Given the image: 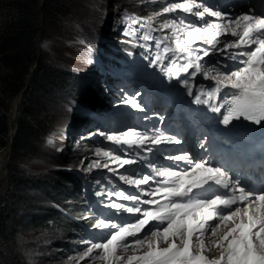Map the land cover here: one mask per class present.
<instances>
[{
    "label": "snow or ice",
    "instance_id": "6c2138e0",
    "mask_svg": "<svg viewBox=\"0 0 264 264\" xmlns=\"http://www.w3.org/2000/svg\"><path fill=\"white\" fill-rule=\"evenodd\" d=\"M178 11L203 20L205 15L219 18L221 23H207L197 26L186 22L185 18L165 20L158 29H151L142 35L144 41H155L158 51L152 64L163 59H184L183 64L177 63L173 67L164 69L167 73L179 76L188 73L195 76L202 73L205 79L215 81L211 90L201 88L195 95L196 104H205L211 111L220 113L222 123L230 124L233 120L251 121L255 124L264 122V16L243 14L234 19L225 21L220 12L203 7L196 0H182V2L167 3L156 16L174 14ZM123 19L137 23L134 16L124 13ZM151 19V18H150ZM140 27H145L144 23ZM171 30L172 35L153 37L151 31ZM221 37H235V39L221 40ZM171 39L174 47L165 44ZM197 42H203L209 48L195 47ZM83 43V42H81ZM217 45H222L219 49ZM226 54V59L240 65L232 70V65L225 64V70L212 63L205 69L201 61L210 54ZM202 53V54H201ZM169 54H171L169 56ZM91 63V61H89ZM214 73V74H213ZM182 83L192 94L189 80ZM222 89H230L225 93V99L220 104L210 103L217 98ZM230 98H227L229 97ZM202 97H206L203 98ZM136 108L140 105L134 99L126 101ZM104 135V133H101ZM108 141L117 146H127L129 149L143 148L150 142L159 146L162 143H180L173 136L162 132L149 136L135 129H128L119 134L107 135ZM151 152V148L145 149ZM98 156L111 160L119 168L137 163L136 159H126L114 155L111 151H97ZM177 165L185 162L189 168L174 170L172 167L157 168L149 164L153 175H120V180L128 185L135 186L140 194H128L124 191L109 192L108 196H117L126 201H132V206L111 202L108 207L117 213L126 212L136 216L134 222L117 223L112 219H101L93 225L94 228L109 230L106 239L102 242H89L88 247L78 258L79 261H88L91 258L100 259L104 264H264V191L256 193L245 186L240 180L233 179L232 175L222 167L213 166L208 161L193 163L185 155L167 157ZM109 168L108 163L101 164L100 160L93 161L87 171L93 168ZM116 172L117 169L109 168ZM154 182L157 186L147 190L142 185ZM213 185L226 190L224 194H213L208 198H196L194 189L207 191ZM207 186V187H206ZM101 195V193H97ZM150 196L151 199H142ZM159 197V198H157ZM179 198V199H176ZM153 205L152 208L142 209L139 205ZM155 222V223H153ZM147 232L141 237L139 234ZM209 238V247L205 237ZM131 238V239H129ZM161 239L168 243L167 247L159 246ZM179 240V243H177ZM171 241V242H169ZM146 246L147 251L141 255H132L127 258L119 255L122 251L139 249ZM194 247L197 249L194 251ZM219 249V256L210 259L206 252Z\"/></svg>",
    "mask_w": 264,
    "mask_h": 264
},
{
    "label": "rangeland",
    "instance_id": "374dc122",
    "mask_svg": "<svg viewBox=\"0 0 264 264\" xmlns=\"http://www.w3.org/2000/svg\"><path fill=\"white\" fill-rule=\"evenodd\" d=\"M26 0H17V4L21 2H25ZM60 6L63 8H66L69 10V13L72 14L75 18H81L79 22L76 23V27L78 29L86 28L89 30L90 36L86 39L89 44H91L92 47L95 48L97 51H101L102 45L100 44L103 41V38L101 40L99 37H97V34H94V32L102 31L104 28L109 29L110 25H108L104 20H102L99 16L95 17L94 21L92 22L89 17L90 16H96L95 8L98 5V2L105 4L107 2H110L111 0H59ZM117 1L118 5L120 7H125L129 11H135L137 7L144 4L145 6H148L147 8H150L151 5H157L160 3H163L164 0H115ZM202 5H207L211 3L212 0H199ZM171 2H182V0H168V2L164 3V6H166L167 3ZM17 4H12V6H2L0 5V37H4L6 35H13L16 31L20 30L23 26H28L29 22L27 23V17L26 13L29 12V7L26 5L25 7H17ZM15 5V6H13ZM111 5V4H110ZM108 6V9L106 10V13L103 15V12L101 11L100 15L104 16L106 20H108V17H113V29L116 26H120L119 31H122L123 29H126L128 27L131 31H133L134 35H142L147 32L146 28L140 27L141 23H132L131 21H125L122 16L119 18L116 13L117 10L112 8L111 6ZM101 7V6H100ZM14 10L13 13L18 15V18L15 17L14 21H9L7 19V9ZM82 8V9H81ZM25 12V13H24ZM24 13V17H23ZM156 13L151 14L152 18H157L158 16L155 15ZM181 18H185V14H180ZM59 19V18H58ZM12 20V17H11ZM9 21V22H8ZM162 23L164 22L161 20ZM10 23V25H7ZM46 24V22H45ZM44 24V25H45ZM111 24V22H110ZM161 24V23H160ZM159 24V25H160ZM39 26L38 24L34 23V26L38 29L37 33L35 34V40L36 44L39 47L40 50L44 51V54H46L45 59L48 61L55 60L52 57V53L56 55L58 58H63V63H67L68 66L71 68L77 70V73L84 74V75H92L91 68L94 69V62L96 59V54L93 56L91 63L85 62L80 60L81 58L86 57L88 54L85 55L81 54L79 49H68L64 44V48H61L59 45L58 40L55 39V36L58 35L60 31H64L61 24H55L50 25L47 24L46 26ZM89 25V26H88ZM158 25V26H159ZM61 27V29H60ZM65 27L66 31H71L72 29V23L66 19L65 21ZM49 28L50 32H52L53 35L52 38L45 37L43 38L42 34L43 31ZM118 30V29H117ZM148 31H150V28H148ZM152 32V31H151ZM165 35H169V32L165 30ZM104 33V32H103ZM153 37H156L159 33L155 31L153 33ZM169 41V40H168ZM112 39L110 42L108 41L107 44L109 46H112L113 42ZM10 42L8 43L7 47L3 44L1 46L2 53L4 52V49L7 48L5 51V55L8 53L15 54V48L11 45L9 46ZM122 46V45H120ZM222 46V45H221ZM218 46V47H221ZM198 48H209L210 46L203 43L202 46H196ZM66 48V49H65ZM109 48V47H108ZM136 50L134 47L129 49V53L132 55H136L137 52L139 53L142 62L145 67V71L147 73V76L152 79V75L155 77V81L157 83H161L165 85L166 89H170L174 84H177L178 81H180L182 78L179 76H182L180 74L178 77L175 75H172L170 73H167L164 71L166 59H163L161 62L152 64L151 61L154 60L156 54L158 51L162 50L157 49L155 42L148 41L147 43L142 42L141 48H139V45H136ZM110 49V48H109ZM76 50V51H74ZM105 50V47H104ZM202 54V53H201ZM92 55V54H91ZM115 55V52H114ZM106 56V55H105ZM222 56V55H221ZM220 56V57H221ZM11 57L9 55L1 57V64H0V98L3 97L5 99V102L3 106L0 103V106L3 107V110H0L1 115L7 116V122L10 124L7 132H6V145L3 147H0V197L3 195L5 190L8 187L9 179L7 177H4L5 171L3 170L4 166L7 165L9 161V153L6 149L7 145L10 142V138L12 137L13 130L15 129L16 125V117L17 115H12L11 122H9L10 114H12V109L9 104V98L10 95V89L12 86V80L10 79V74H12V68H15V62L16 59H10ZM107 58V56H106ZM99 59V57H98ZM108 59V58H107ZM121 62H127L130 59V55H120ZM110 60V59H109ZM219 61L218 67L221 68V70L224 69V65H229L226 61L227 59L221 58V60H218L217 58H208L206 61L201 62L204 64L205 69L210 68L212 66V63H215ZM229 63L232 64V68L234 69L237 67V64H235L233 61L228 60ZM62 65V64H60ZM11 69V71H10ZM151 71V72H150ZM30 72V71H29ZM214 74V73H213ZM97 80V78H95ZM136 88H133V91H129V88L122 86L121 90L118 91L117 94L119 97L116 99L120 102V106L125 108L127 115L120 117L117 121L118 126L115 127L113 130L106 131L103 130L102 125H96L94 124L95 128V134L99 138L96 139L92 147H86L84 144H88V140L94 136L93 132L87 133L84 130H73L72 124L79 125L77 122L79 121L78 117L75 116H66V104L70 103V100L68 97H61V95H58L59 97H55L56 99H48L50 101H45L46 103H42L43 107L38 109V115L35 118L34 121H36L39 124H42L44 128L47 129V132L45 136L40 135L41 138V145L44 151L46 152V156L50 158L49 165L47 166L45 164L46 157L39 154L38 156H30L27 160L24 161V163H20L18 167L20 168L21 172L25 175L27 178V181L30 182L29 186H32V190L29 192L28 199L25 200V206L30 211V213L35 214V206L38 205L40 202H38V197H35L40 192L38 190H35L34 186L37 185L41 188H48L50 186L51 180L56 178V171L60 166H63L62 159L63 156H65V153H73L74 151H77L78 149L85 148L83 155L88 159V162H86V159H82L80 164L76 165L78 168L75 169V171L82 174L83 177H87L89 174H91L94 177V188L95 192L101 193L99 196H103L105 199H109L108 193L112 192L110 189L105 188L104 189V182L108 181L111 184L117 186V192L124 191L128 194H134L135 192V186L128 185L124 181L120 180V175H136V178H139L140 176L145 175L142 169H139L140 165L138 164L140 160H145L149 164L154 163V160L156 157H153L147 153L145 149L147 148H141L140 151H136L135 154L134 151H128L121 147L117 148H110L106 149L99 143L102 142H111L106 139L107 135L111 134H119L121 132L127 131L128 129H135L138 132L141 133H147L149 136H153L156 133L162 132L168 136H173L176 139L180 141V143H169L171 145L176 146V149H178V146L184 145L185 137L182 136L183 128L181 127V124L183 125H192V129H200V131H204V127L197 123L196 120H194L193 117H190L189 120L185 123L183 121L180 122L181 118V112H174L172 109L173 107L168 104L161 96L157 95L153 91H151L146 85H139L138 90H135ZM130 92V94H128ZM132 93V94H131ZM19 96L16 94L14 97ZM18 98H13L14 100L18 101ZM129 99H134L137 104L140 105V108L134 107L132 104L127 103ZM61 103V104H60ZM42 112V113H40ZM62 112V113H61ZM53 113H61L57 117H53L54 119L50 117ZM185 114V113H183ZM14 121V122H13ZM179 121V122H178ZM7 123V124H8ZM15 123V124H14ZM13 128V129H12ZM101 133H104V135H101ZM191 133H195V131H191ZM103 144V143H102ZM147 144H151L148 142ZM162 146V145H161ZM167 146V145H166ZM111 151L114 155H120L123 158L126 159H136L137 163L133 165H125L123 168H119L116 164L112 163L111 160L108 158H105L103 156H98L97 151ZM164 149H162L163 151ZM145 158V159H144ZM95 160H100L101 164L108 163L109 168H115L117 171L114 173L109 170V168H93L91 171H87L86 169L88 166ZM157 168L162 167H168V166H162V164H154ZM75 166V167H76ZM47 167L52 168V171L50 174H47ZM171 167V166H169ZM104 170L107 171L108 174L100 175L99 173H96L97 170ZM43 174V175H42ZM112 175V176H111ZM103 182V183H102ZM23 184V183H22ZM128 185V186H127ZM14 186V185H13ZM17 187V184H15L14 188ZM23 194H28V187L26 188V185H23V188H19ZM86 190V189H85ZM88 190V189H87ZM86 190V197L90 201L89 198V192L87 193ZM43 191V190H42ZM140 191V190H139ZM15 193H17V189L15 190ZM42 193H40L41 195ZM89 194V195H88ZM43 195V194H42ZM98 196V195H97ZM91 197V196H90ZM110 198L112 199V202L115 201L116 203L125 204L127 206H132L133 203H126L125 200L118 198L117 196L113 195ZM92 198H94V194H92ZM105 206L109 204H104ZM142 209L152 208L151 206H143L139 205ZM103 207V206H101ZM108 207V206H107ZM107 213L108 217H99L96 219L95 224L98 223L101 219H112L114 222L117 223H131L134 222L136 218H126L122 217L118 214H115L116 210L108 207H103ZM121 214H126V212H120ZM21 231V230H20ZM17 231V234L15 236V239L12 240L11 244L16 247L19 252L22 253L23 260L27 264H77L78 258L80 255L84 252V250L88 247V244L84 243L85 241L89 242H102L104 239H106L107 232L109 230H101L97 228H92L91 230H88V233L91 234L90 236H83L81 237L82 246L77 251H73L68 256L60 257L57 256L59 260H54L52 257V254L55 252L56 248L53 246L56 242V238H59L61 236V232H57L55 235H49L48 233L44 234V231H37L41 232L39 234L34 235L33 240V232L29 229H23L22 232ZM19 232V235H18ZM147 232V228H145L144 232L140 233L139 235L141 237L144 236V234ZM131 239V238H129ZM32 240V241H31ZM209 238L206 236L205 243L211 247L209 244ZM35 241V242H34ZM171 242V241H169ZM177 243H179V240H177ZM159 246L161 248L167 247L168 243L164 242L162 239L160 241ZM218 249V248H217ZM214 249L211 252H206L205 255H208V257H211V259L216 258V254H219V249ZM147 251V247L144 246L139 249H129L128 251H122L119 253V255L127 258L128 256L132 255H141L143 252ZM217 251V253H215ZM211 253V254H210ZM79 264H104V261L100 259L91 258L88 261H79ZM122 264V262H121Z\"/></svg>",
    "mask_w": 264,
    "mask_h": 264
},
{
    "label": "trees",
    "instance_id": "16d2710c",
    "mask_svg": "<svg viewBox=\"0 0 264 264\" xmlns=\"http://www.w3.org/2000/svg\"><path fill=\"white\" fill-rule=\"evenodd\" d=\"M16 2L17 0H0V5L12 6V4H17ZM32 2L31 0H26L25 2L18 3L17 7L22 8ZM44 2L46 11H48L46 25H55L57 23L56 20L60 19L62 14L70 21L66 8L60 6L61 2L59 0H44ZM166 2L167 0H164L163 3L151 5L150 8L142 4L135 11H129L125 7H120L115 0H111L105 4L99 1L95 8L96 16H90L89 19L93 22L97 16L102 18L100 15L101 11L104 14L110 4L112 8H116L123 13L127 12L141 17H149L151 14L161 11ZM28 10L30 13L27 12L25 15L30 27L23 26L13 35L0 37V64L1 57L7 56L4 54L7 48L2 53L3 49L1 46L4 44L7 47L10 42V45L15 48V54L10 56V59H16L15 68H12L13 73L10 75V79L12 80L10 94H17L27 84V89L23 93V98L17 107V129L11 144L9 161L3 168L5 171L4 177L9 179V184L0 197V264H27L23 260L22 253L11 244L12 240L15 239L17 231L21 230V233L23 229H29L34 233L32 240L34 235L41 233L37 231L43 230L44 234L48 233L49 235L61 232L59 233L61 236L56 238V242L53 245L56 250L52 254V257L54 260H59L58 255L60 257L68 256L73 251L81 248L83 243L80 240L81 233H86V227L92 228L95 225L97 216L102 213V210L87 202L84 194L85 180L76 174L67 172V169L78 168L76 165L80 164L83 158L88 162V159L82 152H84L86 147H92L95 143L91 139L88 140V144H84L85 148L78 149L73 153H65L66 155L62 159L63 166L57 169L56 178L51 180L52 184L48 188L34 186L35 190L43 194L40 195L39 193L35 196L38 197V202H40L35 206L36 213H30L25 206V200L28 199L32 186H29L30 182L27 181L18 165L24 163L30 156L41 154L48 159L45 162L47 166H54L49 165L50 158L46 156V152L41 145L42 140L40 135L45 136L47 129L42 124L34 121L41 104L46 103L45 101H50L48 99L52 101L56 99L55 97L61 95V97H68V99H73L82 105L94 107L98 110L104 107L100 96L101 86L98 79L95 80L96 76L93 75L92 77L91 75L77 73V70L68 66L67 63H63V58H58L53 53L52 58L55 60L51 62L45 59L46 54L39 49L35 40V31L38 30L34 26L36 12L32 7ZM10 11L11 8L7 9L8 14ZM8 14L6 17H8ZM104 21L109 24L106 19ZM153 26L158 28L157 23ZM84 30L83 36L87 39L90 33L88 29L84 28ZM103 32L113 35L114 39L122 36L120 33L117 34L115 31H109L107 28L94 33L97 34L96 36L100 40L101 38L104 40L105 36H100ZM122 34V38L127 41L124 44L127 46L135 44L129 29L124 30ZM53 35L49 28H46L42 34L43 38H52ZM100 44L102 45V49L101 51L96 50V53L104 57L105 44L103 41ZM59 45L61 48H64V45L61 43ZM81 53L83 55L87 53V56H91L90 51L86 48L81 49ZM34 63H36V68L28 79L29 71ZM4 102L5 99L1 97L0 103L2 106ZM51 118L52 120L54 119L53 117ZM78 120L77 123L79 125L73 126L75 123L72 124L73 130L77 131L81 129L87 133H94V125L91 121L82 118ZM7 123V116L0 114V147L6 145ZM81 157L82 159L80 160ZM51 171L52 168L47 167V174H50ZM15 184H17L18 188H14ZM23 185H26V188L28 187L27 195L19 191V188L22 189ZM16 189L17 193H15Z\"/></svg>",
    "mask_w": 264,
    "mask_h": 264
},
{
    "label": "bare ground",
    "instance_id": "6f19581e",
    "mask_svg": "<svg viewBox=\"0 0 264 264\" xmlns=\"http://www.w3.org/2000/svg\"><path fill=\"white\" fill-rule=\"evenodd\" d=\"M8 14V13H7ZM61 32H65V31H61ZM61 34H64V33H61ZM79 44H81V43H79ZM234 68V67H233ZM202 83V85H203V89H205L206 91L207 90H211L212 88H214L215 87V81H212V80H210V81H206V80H204V81H202L201 82ZM164 96L168 99V100H170L171 102H172V105H177V103L179 102L178 100H176V99H174L172 96H171V94H170V91H167V93L166 94H164ZM16 98H18L17 96H15ZM14 96H13V98H15ZM203 98H206V97H203ZM202 98V99H203ZM13 100V103H15V105H17L18 104V102H19V98H18V101L17 100H14V99H12V97H11V99H10V101H12ZM10 101H9V104L8 105H10ZM210 103H215V100L214 101H210ZM10 107H11V105H10ZM192 107H193V109L194 110H196V112L199 114V115H201L202 116V118L204 117V116H206V117H212L213 116V111H211V109L208 107V105H205V104H196V103H194L193 105H192ZM11 109H12V112H13V108L11 107ZM67 112V111H66ZM12 115L13 114H10L9 116H10V121L9 122H11V117H12ZM115 115V114H114ZM14 122V121H13ZM15 124V123H14ZM203 124H204V122H203ZM13 129V128H12ZM15 130V129H14ZM183 131H184V133H185V135H187L188 134V131H189V129H188V126H185L184 127V129H183ZM213 131H215V128H214V126H213ZM218 250V249H217ZM215 253H217V251L215 252ZM211 254V253H210Z\"/></svg>",
    "mask_w": 264,
    "mask_h": 264
},
{
    "label": "water",
    "instance_id": "95a60500",
    "mask_svg": "<svg viewBox=\"0 0 264 264\" xmlns=\"http://www.w3.org/2000/svg\"><path fill=\"white\" fill-rule=\"evenodd\" d=\"M83 48H86V49H88L89 51H90V54H92L91 56H84V58H82V60H84L85 59V62H89L90 60H92V58H94L93 56L96 54L97 55V53H96V50H95V48L94 47H92L91 46V44H89L87 41H85L84 40V42H83V44L81 45V46H79V50H80V52H81V49H83ZM81 54H83V53H81ZM35 64L36 63H34L32 66H31V69H30V72H29V74H28V79L32 76V74L34 73V70H35V68H36V66H35ZM28 83V82H27ZM27 89V84L17 93V95L19 96V102H18V104H20V102H21V100H22V98H23V93L25 92V90ZM18 104L17 105H15V103H13V100L10 102V105H11V107L13 108V112H12V114L13 115H17V113H18V109H17V106H18ZM9 121H10V119H8ZM9 123L7 124V126L9 127ZM16 129H17V126L15 125V130H13L14 132L12 133V137L10 138V142H9V144L7 145V147H6V149L5 150H7L8 151V153L10 152V148H11V144H12V141H13V139H14V135H15V132H16ZM9 156V155H8Z\"/></svg>",
    "mask_w": 264,
    "mask_h": 264
},
{
    "label": "built area",
    "instance_id": "2783aa9c",
    "mask_svg": "<svg viewBox=\"0 0 264 264\" xmlns=\"http://www.w3.org/2000/svg\"><path fill=\"white\" fill-rule=\"evenodd\" d=\"M68 37H69L70 39H72L73 42H75V41H76V38H77L76 36H73V35H68ZM72 45H73V44H72Z\"/></svg>",
    "mask_w": 264,
    "mask_h": 264
}]
</instances>
